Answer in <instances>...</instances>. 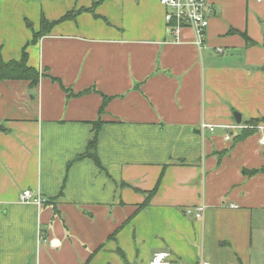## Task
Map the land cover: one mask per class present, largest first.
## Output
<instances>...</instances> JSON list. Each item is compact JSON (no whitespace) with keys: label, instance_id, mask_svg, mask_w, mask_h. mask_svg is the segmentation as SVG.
<instances>
[{"label":"crops","instance_id":"0c3cea01","mask_svg":"<svg viewBox=\"0 0 264 264\" xmlns=\"http://www.w3.org/2000/svg\"><path fill=\"white\" fill-rule=\"evenodd\" d=\"M210 2L199 47L159 0H0L2 58L40 74L0 81V264H264V0Z\"/></svg>","mask_w":264,"mask_h":264},{"label":"built area","instance_id":"2783aa9c","mask_svg":"<svg viewBox=\"0 0 264 264\" xmlns=\"http://www.w3.org/2000/svg\"><path fill=\"white\" fill-rule=\"evenodd\" d=\"M165 8V22L167 31L173 36L175 42L182 41V33L186 29H191L196 36V44L199 47L204 45V36L210 25V15L214 12V6L210 0H159ZM223 52L222 48L218 49ZM202 130L209 129L214 131L217 126L203 123ZM226 139H230L227 134ZM264 143V137L260 139ZM20 200L25 203H35L42 205L46 199L40 194H36L32 189H26L20 196ZM205 206L188 207L186 213L195 216L198 219L203 217ZM169 253H156L151 264H171ZM209 264V263H202Z\"/></svg>","mask_w":264,"mask_h":264},{"label":"trees","instance_id":"16d2710c","mask_svg":"<svg viewBox=\"0 0 264 264\" xmlns=\"http://www.w3.org/2000/svg\"><path fill=\"white\" fill-rule=\"evenodd\" d=\"M73 13H74L73 11H70L69 13L64 15L61 19L62 20L68 19L69 17L73 15ZM41 22H42V28L39 32H36L34 34V38H33L34 41L37 40L40 36L49 32L50 28L54 25V22L48 21L45 17L42 18ZM230 32L241 34L242 36L246 38L248 44L251 42L249 37L245 33H242L235 29H231ZM39 78H40L39 71L35 67L30 66L28 64V53L26 51V47L23 50V54L20 60L5 61L2 58L1 52H0V81L7 80V79H17V80L24 79V80H29L31 85L35 86L39 82ZM105 101H107V97L104 99V102ZM249 123L251 125V128H249L248 130H244L240 138H244L247 135L253 133L255 131L254 130L255 126H258L260 124L264 125V117L250 119ZM98 132H99V129L96 126L94 136L91 142L89 143L86 152L79 155L78 158H83V157L88 156V157L93 158L94 161L98 165H101L100 159L96 153ZM254 172H264V167ZM158 186L159 185H157L155 189L147 193V198L145 202L142 204V207L148 205L150 199L156 192Z\"/></svg>","mask_w":264,"mask_h":264},{"label":"water","instance_id":"95a60500","mask_svg":"<svg viewBox=\"0 0 264 264\" xmlns=\"http://www.w3.org/2000/svg\"><path fill=\"white\" fill-rule=\"evenodd\" d=\"M234 115H235V119L237 120V122H241V119H242L241 114L238 112H235Z\"/></svg>","mask_w":264,"mask_h":264}]
</instances>
